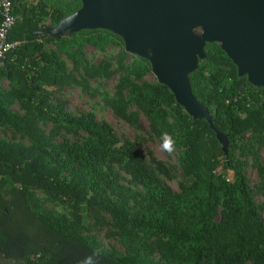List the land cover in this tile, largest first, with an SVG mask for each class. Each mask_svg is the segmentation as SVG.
<instances>
[{
  "label": "trees",
  "instance_id": "1",
  "mask_svg": "<svg viewBox=\"0 0 264 264\" xmlns=\"http://www.w3.org/2000/svg\"><path fill=\"white\" fill-rule=\"evenodd\" d=\"M12 2L22 18L9 38L20 45L0 69V128L29 143L0 138V252L22 264H82L95 249L102 250L97 264H264V220L254 199L255 193L264 196L257 149L264 144V88L239 78L217 43L206 45V58L189 82L215 127L228 135L225 158L208 123L192 120L167 87L137 82L151 72L150 64L133 55L128 63L118 36L105 30L57 41L33 35L78 10L80 0H55L50 26L38 25L49 14L42 3L35 9L23 0ZM113 45L121 48L120 78L105 103L131 126L142 114L153 133L172 136L183 178L179 192L160 178L166 174L161 163L147 161L133 142L93 114L71 115L56 97L69 84L65 60L85 77L111 76L109 63L87 64L84 50ZM5 80L9 89L2 88ZM15 101L25 115L11 110ZM249 158L260 178L253 188L245 174ZM37 191L69 208L71 217L46 209ZM105 216L123 253L87 235L107 222Z\"/></svg>",
  "mask_w": 264,
  "mask_h": 264
},
{
  "label": "water",
  "instance_id": "2",
  "mask_svg": "<svg viewBox=\"0 0 264 264\" xmlns=\"http://www.w3.org/2000/svg\"><path fill=\"white\" fill-rule=\"evenodd\" d=\"M75 12L33 35L54 40L84 30L118 36L129 55L150 64L192 120H205L227 158L228 135L216 128L208 109L192 93L189 75L217 43L239 78L264 88V0H80ZM199 31V32H197Z\"/></svg>",
  "mask_w": 264,
  "mask_h": 264
},
{
  "label": "rangeland",
  "instance_id": "3",
  "mask_svg": "<svg viewBox=\"0 0 264 264\" xmlns=\"http://www.w3.org/2000/svg\"><path fill=\"white\" fill-rule=\"evenodd\" d=\"M23 1L30 3V5L35 9H38L39 3H42V5H44V9L49 11V14L43 15L41 20L38 22V25L50 26L53 24L50 14L57 9L55 0ZM69 1L71 0H62V2L66 4H68ZM45 48L47 50L52 49V45H46ZM84 51V60L87 64L98 65L99 63L106 62L110 64L111 70H115V72L109 77L88 78L85 77L82 72L73 71L71 62L69 60H65L66 73H68L69 76V84L64 85L56 94L57 99L64 104L66 111L71 115L81 117L86 116L89 113L93 114L97 122L110 125L120 139L133 142L137 147L138 152L147 161L154 159V161L161 163L162 168L165 169L167 175L162 172L160 173V178L170 190L173 192H179L180 184L183 182V178L181 170L178 166V154L176 149H174L171 154L161 149L162 135H156L151 131L148 120L142 114L138 117L137 125L131 126L126 121L119 118L112 108L105 103L104 99L106 95H112L115 92V87L118 79L120 78V73L116 72V69L118 66L117 60L121 48L113 45L99 51L90 46H86ZM133 60L132 55H130L126 61L130 63ZM229 81L230 80H227L228 83ZM137 82L139 84L151 85L157 81L154 75L150 72L142 80ZM2 88L9 89V81H3ZM10 108L18 115H25V112L20 108L19 102L17 101L12 103ZM44 129L46 130L47 128L44 127ZM0 138L26 145L29 143V139L26 136L17 133L12 129L0 128ZM75 140V138H72L71 141ZM257 149L259 160L264 167V144L260 145ZM219 161L220 165H222L224 163V157L220 156ZM153 166L155 167V164H153ZM245 174L251 188L258 185L260 178L257 170L252 166L250 158L248 159V166L245 170ZM124 177L125 181H123V183L128 185V177ZM8 186L10 185H6L4 188H7ZM135 189L137 191H141L139 187L135 186ZM36 196L42 199L43 206L49 211L65 214L66 216L71 217L69 208L59 204L58 202L51 201L40 191L36 192ZM254 199L261 209V216L264 220V196L259 193H255ZM105 220H107L106 223L94 225L92 229L87 232V235L97 239L107 249L123 253L124 249L120 244L119 237L116 236V234L114 235L116 230L110 225L109 218L107 216H105ZM90 223H92V221ZM154 257L156 260L158 259L156 254Z\"/></svg>",
  "mask_w": 264,
  "mask_h": 264
},
{
  "label": "built area",
  "instance_id": "4",
  "mask_svg": "<svg viewBox=\"0 0 264 264\" xmlns=\"http://www.w3.org/2000/svg\"><path fill=\"white\" fill-rule=\"evenodd\" d=\"M21 19L15 14L12 0H0V69L4 68L8 62V57L20 45L19 41L9 38L11 30Z\"/></svg>",
  "mask_w": 264,
  "mask_h": 264
},
{
  "label": "clouds",
  "instance_id": "5",
  "mask_svg": "<svg viewBox=\"0 0 264 264\" xmlns=\"http://www.w3.org/2000/svg\"><path fill=\"white\" fill-rule=\"evenodd\" d=\"M162 144L161 149L169 154H171L175 149V141L172 136L168 133H163L161 136ZM101 249H95L91 256H88L82 264H97V260L95 258L101 255Z\"/></svg>",
  "mask_w": 264,
  "mask_h": 264
},
{
  "label": "crops",
  "instance_id": "6",
  "mask_svg": "<svg viewBox=\"0 0 264 264\" xmlns=\"http://www.w3.org/2000/svg\"><path fill=\"white\" fill-rule=\"evenodd\" d=\"M0 264H22L16 259L12 258H6L1 252H0Z\"/></svg>",
  "mask_w": 264,
  "mask_h": 264
},
{
  "label": "flooded vegetation",
  "instance_id": "7",
  "mask_svg": "<svg viewBox=\"0 0 264 264\" xmlns=\"http://www.w3.org/2000/svg\"><path fill=\"white\" fill-rule=\"evenodd\" d=\"M72 1V0H71ZM71 1H69V2H71ZM81 6V5H80ZM21 16V15H20Z\"/></svg>",
  "mask_w": 264,
  "mask_h": 264
}]
</instances>
